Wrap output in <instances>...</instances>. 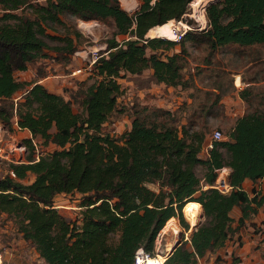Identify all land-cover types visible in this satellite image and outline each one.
I'll list each match as a JSON object with an SVG mask.
<instances>
[{
	"label": "trees",
	"instance_id": "trees-1",
	"mask_svg": "<svg viewBox=\"0 0 264 264\" xmlns=\"http://www.w3.org/2000/svg\"><path fill=\"white\" fill-rule=\"evenodd\" d=\"M192 1L140 0L130 13L119 0H0V124L10 132L27 129L32 138L60 147L36 159L31 138L24 139L29 147L25 160L8 161L0 172V213L45 264H133L138 248L154 256L158 232L176 227L175 217L189 229L183 216L189 208L199 209L200 215L203 211V218L163 263L197 264L264 205V95L261 109L244 112L229 138L212 139L209 148L210 136L203 129L177 124L174 114L161 107L133 105L131 125L119 138L103 131L122 92V73L140 75L151 69L154 82L187 88L193 80L184 75L185 40L203 42L212 51L227 44H264V0L211 2L205 8L206 28L188 29L178 40L146 36L155 26L179 21ZM22 6L30 8L29 15L13 12ZM66 13L112 25L111 35L102 40L106 52L71 91L80 112L73 111L71 99L14 75L48 56L46 48L69 61L77 45L68 32L53 37L63 44L50 47L45 40L50 36L46 26L65 25L61 15ZM118 35L124 37L119 40ZM148 46L179 50L161 56L148 52ZM19 90V99L13 100ZM247 94L244 89L239 95L247 100ZM198 165L205 168L202 177ZM225 166L231 187L221 192L212 185ZM30 173L33 179L24 182ZM246 179L261 181V187L250 194L243 187ZM202 182L209 187L202 188ZM148 183H156L157 189ZM71 192L81 194L76 221L53 205L56 194ZM235 207L240 215L233 227Z\"/></svg>",
	"mask_w": 264,
	"mask_h": 264
},
{
	"label": "rangeland",
	"instance_id": "rangeland-1",
	"mask_svg": "<svg viewBox=\"0 0 264 264\" xmlns=\"http://www.w3.org/2000/svg\"><path fill=\"white\" fill-rule=\"evenodd\" d=\"M39 3H45V0H32ZM121 5L133 13L138 9L140 0H119ZM220 0H211L218 2ZM205 8L203 15L205 16ZM13 12L17 14L29 15L30 8L27 6L19 7ZM196 8L194 4H189L186 12L179 19V30L175 33L172 40H178L180 35L188 29L200 30L207 27V19L200 23L196 19ZM61 18L65 25L51 23L46 26L45 32L50 36H46L45 40L48 45L54 46L63 44V41L53 37H64L67 32L76 42L77 49L69 56V61H64L65 54L58 53L51 48H46L44 51L48 56L39 58V64L29 63L24 71H15L14 75L17 80L32 81L44 74L45 88L47 90L59 93L66 99H71L72 109L74 112L81 111L79 101L74 100L71 96V91L77 88V84L86 79L92 69V62L101 53H105V44L102 40L111 35L112 25L110 22H102L96 19L88 20L89 22H80L81 19L76 18L71 14H63ZM1 12H0V22ZM178 21V20H176ZM174 22V20H173ZM79 32L80 36L75 33ZM149 32V31H148ZM154 37L157 35H148ZM124 35H118L120 40ZM164 37V36H161ZM166 38V37H164ZM170 39V38H169ZM185 55L188 61L187 67L184 69L185 76H191L193 85L191 87L182 88L180 86H165L160 85L152 80L150 72L146 69L140 75H131L128 72L122 73L118 81L121 83L122 92L117 96L116 110L112 113L109 119L103 124V131H107L115 137H121L122 134L131 125V108L133 105H146L152 107H161L167 109L177 118L176 123H188L189 129H203L206 135L211 137L215 130L220 131V138L228 139V133L231 131L235 120L244 112L249 110L261 109V99L264 95V44H251L240 46L237 44H227L215 48L213 51L203 42L195 43L192 40H185ZM148 52L155 51L159 55L172 54L179 50V47L168 48L159 47L153 49L148 46ZM78 70L76 73H72ZM91 79V78H90ZM89 79V81H90ZM247 89V100H244L239 94L240 91ZM22 90L17 91L13 95V100L19 99ZM216 103L214 104V102ZM213 105L211 108H209ZM31 138L28 132L23 129L8 131L0 124V147L3 155L0 156V172L6 168L8 161L25 160L29 153V147L24 142V139ZM34 157H38L52 152L55 149H60L54 143H42L41 139L34 138ZM201 157L207 155V151L203 148L200 152ZM38 159V158H37ZM228 167H222L218 171V177L227 174L224 171ZM205 168L203 165L196 167V172L200 177L203 176ZM34 175L29 174L24 182H30ZM261 181L245 182L243 187L251 194L252 189H259ZM152 189H157L156 183H148ZM202 188L209 187L206 183H201ZM81 194L78 192L63 193L54 199L53 205L56 203L57 208L69 219L76 221L79 219L80 207L78 206ZM234 208L231 211L233 216L232 226H236V211ZM264 212V206L261 207ZM183 212V211H182ZM185 220L188 222L189 229L185 230L175 217L176 227L174 226L175 241L187 239L190 231L203 218V213H199V218L192 223L183 213ZM0 214V228L6 229L2 231L0 236V253H7L9 247L7 243L18 245L20 241L19 234L11 229L10 222ZM7 220V221H6ZM248 223V224H247ZM248 225L251 229L247 230ZM241 236H235V231L230 233V237L221 249H216L209 252L203 257L207 264H264V217L254 222L247 221L239 228ZM256 234L257 238L248 245H244L246 241L242 240V235L247 233ZM235 232V233H234ZM171 236V237H170ZM234 236V237H233ZM173 237L171 231L160 230L155 238L154 256L163 254L168 249L167 242ZM252 238V237H249ZM248 238V239H249ZM20 241V242H18ZM236 244L235 248L233 247ZM24 247V245H23ZM7 250H6V249ZM239 248L243 249L241 253ZM11 249V246H10ZM20 254V252H18ZM32 258L23 261L27 264H45L43 260H39L37 256L29 255ZM26 258V256H25ZM161 258V257H159ZM153 259V258H149ZM162 259V258H161Z\"/></svg>",
	"mask_w": 264,
	"mask_h": 264
},
{
	"label": "crops",
	"instance_id": "crops-1",
	"mask_svg": "<svg viewBox=\"0 0 264 264\" xmlns=\"http://www.w3.org/2000/svg\"><path fill=\"white\" fill-rule=\"evenodd\" d=\"M80 22H85V21H81L80 20ZM90 23V22H89ZM35 63V64H39L41 61L40 60H38V59H36V60H32L31 61V63ZM29 65V64H28ZM149 70V72L151 73V69H148ZM21 71H24V70H21ZM78 70H74L72 73H76ZM47 79V77H45L44 76V74H42V75H40V77H38V78H36L35 80H37V82H39V83H43V84H45V80ZM158 84H160V85H165L164 83H158ZM165 86H169V85H165ZM128 129H129V127H128ZM23 130H26L27 132H28V135H31V133L27 130V129H23ZM224 171L226 172V174H228L229 173V168H226V169H224ZM245 182H251L250 180H248V179H246L245 181H244V183ZM243 183V184H244ZM63 193H58V194H56L55 195V197H54V199L55 198H57V196H61ZM54 206L56 207L57 206V204L55 203L54 204ZM264 206V205H263ZM1 214V216H5V214H2V213H0ZM236 214H237V216H236V219L238 218V216L240 215V211H239V209H237V211H236ZM264 217V212H263V210L261 209V207L258 209V212L257 213H255V214H253L250 218H248V220L249 221H252V222H254L255 220H258V219H261V218H263ZM6 218V217H5ZM8 220V222H10V224H11V226H12V228L11 229H14L16 232H17V230H16V228H15V226H14V224L12 223V221L10 220V219H7ZM6 220V221H7ZM247 221V219L245 220V222ZM248 224V223H247ZM248 229H251V227H250V225H248V227H247V230ZM239 230L240 229H237L235 232H238V233H236L235 234V236H241V231L239 232ZM251 230H253V229H251ZM2 231H6V229H3V228H0V236H2L3 234H2ZM234 232V233H235ZM18 233V232H17ZM19 234V236H20V241H22L23 242V245H24V247H23V245H20L19 243H17L18 245H13L12 243L10 244V243H7L8 244V246L7 247H9V249H8V251H7V253H5V254H1L0 253V255L2 256V258L3 259H5V260H10V261H14V262H18V263H24L23 261H26L27 259H29V258H32V257H30L29 255L32 253V255L33 256H37L38 258H39V260H43L40 256H39V254H38V252L35 250V248L31 245V243L29 242V241H27V240H25V239H23L22 237H21V235H20V233H18ZM234 237V236H233ZM249 237H252V238H249ZM249 238V239H248ZM256 238H257V236H256V234L254 233V235H253V233H252V231H251V233H247L245 236L244 235H242V240H244V241H246V243L244 244L245 246L246 245H248V244H250L251 242H253L254 241V239L256 240ZM20 241H18V242H20ZM0 246H1V243H0ZM10 246H11V249H10ZM235 246H236V244H234V248H235ZM223 247V246H222ZM222 247H220L219 249H221ZM6 249V248H5ZM7 250V249H6ZM238 251H240L241 253L243 252V249L242 248H239V250ZM18 252H20V254L18 253ZM208 254V253H207ZM25 256H26V258H25ZM43 263H44V261H43ZM25 264H27V263H25ZM197 264H206L205 262H204V260H203V257L202 258H200L199 260H198V262H197ZM207 264H209V263H207Z\"/></svg>",
	"mask_w": 264,
	"mask_h": 264
},
{
	"label": "bare ground",
	"instance_id": "bare-ground-1",
	"mask_svg": "<svg viewBox=\"0 0 264 264\" xmlns=\"http://www.w3.org/2000/svg\"><path fill=\"white\" fill-rule=\"evenodd\" d=\"M208 1H211V0H193L190 3V4H194V7L197 10V12H196V19L200 23H203L205 21V16L203 15V10L205 8V4ZM178 23H180V22L179 21H175V20L173 22V20H169L168 22H166V24L155 26V28H153L152 30H150L148 32V35H150V36L151 35L152 36L153 35L164 36L166 38H170V39L172 38L173 39L175 37V33L177 32V30H179ZM180 24H183V23H180ZM187 213H188L189 220L192 223H194V221H196L199 218L200 210L197 209V208H189L187 210ZM162 230H164V231H171L173 233V237L167 242V247H169V248H167V250L168 249H171V247H172V245H173V243L175 241V235H176L175 232H174V226L168 225V226L163 227ZM173 247H172V249H173ZM170 251L169 252L166 251L163 254H159L158 256H148L146 258V260H145L146 261V264H160L161 261L168 256V254L170 253ZM159 257H161L162 259L159 258ZM149 258H153V259H149Z\"/></svg>",
	"mask_w": 264,
	"mask_h": 264
},
{
	"label": "built area",
	"instance_id": "built-area-1",
	"mask_svg": "<svg viewBox=\"0 0 264 264\" xmlns=\"http://www.w3.org/2000/svg\"><path fill=\"white\" fill-rule=\"evenodd\" d=\"M220 134L221 133L219 130H215L213 132V134L211 135V137L209 138L208 142L206 143V148L211 147L212 139L214 140V139L220 138ZM31 139H32V142L35 146L34 139L33 138H31ZM0 156H6V155H3L1 147H0ZM37 158H38V155L36 154V159ZM212 186H214L215 188H217L221 192H227L231 187L225 176H221V177L216 178L215 183ZM148 256H151V255H149V253H147V252H144L142 248H138L135 252V255H134L133 264H146L145 260ZM163 261H164V259L161 261L160 264H164ZM0 264H25V263H18V262H14V261H10V260H5L0 255Z\"/></svg>",
	"mask_w": 264,
	"mask_h": 264
},
{
	"label": "water",
	"instance_id": "water-1",
	"mask_svg": "<svg viewBox=\"0 0 264 264\" xmlns=\"http://www.w3.org/2000/svg\"><path fill=\"white\" fill-rule=\"evenodd\" d=\"M139 8V7H138ZM147 34V33H146ZM147 36V35H146ZM202 213H203V211H202ZM181 241H182V239L181 238H179V240L176 242V244H175V246L173 247V249L170 251V253L175 249V247L177 246V245H179L180 243H181ZM169 253V254H170ZM168 254V255H169Z\"/></svg>",
	"mask_w": 264,
	"mask_h": 264
},
{
	"label": "clouds",
	"instance_id": "clouds-1",
	"mask_svg": "<svg viewBox=\"0 0 264 264\" xmlns=\"http://www.w3.org/2000/svg\"><path fill=\"white\" fill-rule=\"evenodd\" d=\"M32 138V137H31ZM34 139V138H33ZM32 140V139H31Z\"/></svg>",
	"mask_w": 264,
	"mask_h": 264
}]
</instances>
